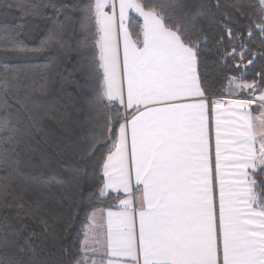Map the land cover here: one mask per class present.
<instances>
[{"label":"snow or ice","instance_id":"1","mask_svg":"<svg viewBox=\"0 0 264 264\" xmlns=\"http://www.w3.org/2000/svg\"><path fill=\"white\" fill-rule=\"evenodd\" d=\"M13 9L23 22L0 25V56L49 63L0 64V197L42 195L21 165L73 51L93 145L108 148L92 193L106 207L81 202L77 254L57 264H264V0H0ZM37 20L50 27L31 47L20 36ZM210 43L242 99L211 95ZM41 235L0 231V264H50Z\"/></svg>","mask_w":264,"mask_h":264},{"label":"trees","instance_id":"2","mask_svg":"<svg viewBox=\"0 0 264 264\" xmlns=\"http://www.w3.org/2000/svg\"><path fill=\"white\" fill-rule=\"evenodd\" d=\"M23 2L37 5L42 0ZM53 2L63 6L66 0ZM186 2L191 4L193 0ZM221 3L229 4L231 0H221ZM22 22L18 10L13 9L7 16L0 10V25L14 26ZM49 27L48 21L37 20L29 24L20 38L29 46L36 47L40 40L47 36ZM72 46L75 48V41L72 42ZM75 55L74 51L70 53L49 83L46 103L54 112L50 113L51 118L46 119L40 135L32 145L30 159H26L21 165L25 175L35 181L36 191L42 195L37 197L29 194L23 200H19L17 197L21 190L17 186L14 190H9L10 194L6 199L0 197V231L7 229L11 233L26 228L28 231L42 234L44 246L42 259L49 261L50 264H57V261H66L70 258L62 255V249H70L73 255L77 254L79 233L84 223L83 212L79 214L78 219L76 218L81 202L91 197L96 206L106 207L103 202L96 200L92 193L95 192L98 183L96 179L100 171L98 161L101 153L106 154L108 148L93 145V137L99 134V129L83 110L82 89L78 86L83 84V80L78 65L73 60ZM218 59L216 49L210 43L205 48L203 71L211 84L213 97L226 96L228 76L238 75L236 72H227L225 66L217 62ZM5 63L44 65L49 63V57L0 56V64ZM245 79L250 80L251 73ZM21 204L23 207H18ZM36 244L40 246L41 240H37Z\"/></svg>","mask_w":264,"mask_h":264},{"label":"crops","instance_id":"3","mask_svg":"<svg viewBox=\"0 0 264 264\" xmlns=\"http://www.w3.org/2000/svg\"><path fill=\"white\" fill-rule=\"evenodd\" d=\"M213 98H221V99H224V100H229V99H242L243 97H238V96H235V95H227V96H214ZM225 118H227V116H225Z\"/></svg>","mask_w":264,"mask_h":264},{"label":"rangeland","instance_id":"4","mask_svg":"<svg viewBox=\"0 0 264 264\" xmlns=\"http://www.w3.org/2000/svg\"><path fill=\"white\" fill-rule=\"evenodd\" d=\"M226 93H227L226 96L229 95V94H228V93H229V86H228V85H227ZM235 96H236V95H235Z\"/></svg>","mask_w":264,"mask_h":264}]
</instances>
